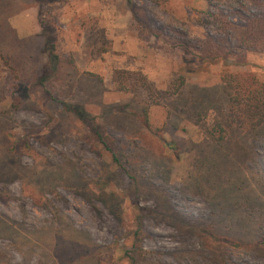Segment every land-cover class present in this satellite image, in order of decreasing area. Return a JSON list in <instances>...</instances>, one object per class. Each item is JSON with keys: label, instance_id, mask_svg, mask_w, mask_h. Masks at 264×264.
<instances>
[{"label": "rangeland", "instance_id": "obj_1", "mask_svg": "<svg viewBox=\"0 0 264 264\" xmlns=\"http://www.w3.org/2000/svg\"><path fill=\"white\" fill-rule=\"evenodd\" d=\"M6 3L0 264H264V126L232 137L250 153L230 178L201 171L224 78L263 89L264 39L225 40L205 0ZM215 4L239 27L264 20V0ZM46 34L58 60L40 83Z\"/></svg>", "mask_w": 264, "mask_h": 264}, {"label": "trees", "instance_id": "obj_2", "mask_svg": "<svg viewBox=\"0 0 264 264\" xmlns=\"http://www.w3.org/2000/svg\"><path fill=\"white\" fill-rule=\"evenodd\" d=\"M8 0H1L0 2L6 3ZM130 3V10L133 11V6L131 5V0H127ZM208 4L207 15L210 17H215L216 23L220 28L221 33L224 35V39L228 40L231 37L238 42L239 45H245L246 50H251L254 48V45L260 39H264V20L261 18L252 19L247 25L244 27H239L230 22L222 11L218 10V7L215 4V0H205ZM7 4V3H6ZM264 8V4L261 5ZM217 10V14L214 13V10ZM133 13V12H132ZM6 28H8L11 33L14 35V32L10 29L8 23H6ZM39 38V37H36ZM41 52L45 54L47 57L48 63L52 66L50 67V71L44 73V77L40 80V83H44V81L51 77L54 72V63L58 60V56L54 53V46L51 43V38L46 34L42 37ZM233 53V52H229ZM209 59L215 58L214 54L209 52ZM233 55V54H230ZM5 57V55H2ZM225 86L223 87L225 99L223 98V102L220 104H215L213 109L218 111V115L216 116L213 124L208 127L206 130L203 143L201 145V149L203 153L209 154L210 156L204 157L202 159L201 171L204 174L210 175L213 177L212 184L216 185V182H221L223 180L224 175L228 178L231 177L233 173L234 167V154L237 156L238 160L243 159L244 156L249 155L247 149H240L233 144L232 137L239 128L247 127L249 130L252 129L256 133L262 126H264V86L263 89L255 87L251 90L250 86L245 85L243 89L237 91L233 85L231 80V76H226ZM262 86V85H261ZM225 101V102H224ZM224 104L226 108H230L233 111L234 108L240 109L241 106H245L247 111L242 113L240 110V114L242 115V121L244 123H236L233 118V112L229 109L225 112L220 110L221 106ZM211 105V103H209ZM218 105V108H217ZM213 106V105H212ZM249 107H253L248 109ZM66 108L69 112L77 114L80 119H87L88 113L80 108L79 106L70 108V105H66ZM225 108V107H224ZM225 110V109H224ZM74 111V112H73ZM254 111V112H253ZM247 130V131H249ZM243 134V133H242ZM96 136L98 137L99 142L105 146L108 151L111 150L106 145V140L101 132L96 130ZM206 146V147H205ZM235 146V147H234ZM203 147L205 149H203ZM225 153V155H223ZM116 161V159H115ZM226 163L227 166L224 164ZM207 180V179H206ZM200 178L195 181L194 187L197 190H205L206 188L200 184ZM227 190H222L223 196L228 195Z\"/></svg>", "mask_w": 264, "mask_h": 264}]
</instances>
